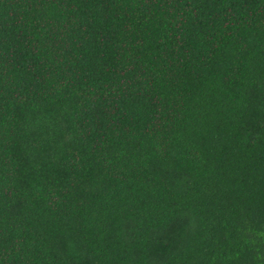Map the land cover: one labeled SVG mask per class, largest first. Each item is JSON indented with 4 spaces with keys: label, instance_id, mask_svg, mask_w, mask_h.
Wrapping results in <instances>:
<instances>
[{
    "label": "trees",
    "instance_id": "trees-1",
    "mask_svg": "<svg viewBox=\"0 0 264 264\" xmlns=\"http://www.w3.org/2000/svg\"><path fill=\"white\" fill-rule=\"evenodd\" d=\"M0 264H264V0H0Z\"/></svg>",
    "mask_w": 264,
    "mask_h": 264
}]
</instances>
